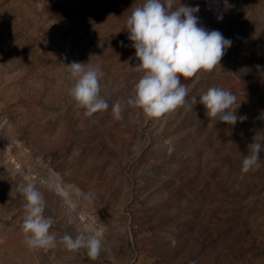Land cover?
I'll return each instance as SVG.
<instances>
[{
	"label": "rangeland",
	"instance_id": "374dc122",
	"mask_svg": "<svg viewBox=\"0 0 264 264\" xmlns=\"http://www.w3.org/2000/svg\"><path fill=\"white\" fill-rule=\"evenodd\" d=\"M143 2L0 0V264H264V152L241 170L264 137V0H175L233 43L211 72L182 78L197 103L160 117L127 105L142 73L126 19ZM74 61L102 71L108 110L77 107ZM213 86L248 119H210L199 96ZM28 184L54 219L52 247L24 242ZM80 233L101 240L95 260L60 242Z\"/></svg>",
	"mask_w": 264,
	"mask_h": 264
},
{
	"label": "clouds",
	"instance_id": "9594fccd",
	"mask_svg": "<svg viewBox=\"0 0 264 264\" xmlns=\"http://www.w3.org/2000/svg\"><path fill=\"white\" fill-rule=\"evenodd\" d=\"M199 11V5L193 7L179 3L176 6L175 0H144L143 4L132 8L125 30L135 49V59L139 61L134 66L135 70L142 75L134 84L133 94L127 100L128 106L141 109L147 116L160 117L179 107L191 109L197 103L196 97L191 104L186 101L189 89L181 82L182 78L199 79L198 73L202 70L211 72L220 65L233 43L219 30L201 26L197 15ZM67 66L74 79L69 94L77 107L85 109L88 117L108 110L110 106L101 95L99 82L102 71L89 61H74ZM241 102L230 90L217 86L208 88L199 96V103L207 109L206 115L230 127L248 119L246 115H238ZM111 112L116 120L122 119V104L115 102L111 105ZM258 119H264V112ZM247 148L241 167L244 173L260 168L264 137L254 135ZM17 191L26 200L22 224L25 244L30 249L52 247L57 243L56 236L50 232L54 219L44 214L42 193L32 184L20 185ZM60 242L70 250L86 249L88 256L94 260L102 246L96 235L84 233L75 237L65 234Z\"/></svg>",
	"mask_w": 264,
	"mask_h": 264
}]
</instances>
